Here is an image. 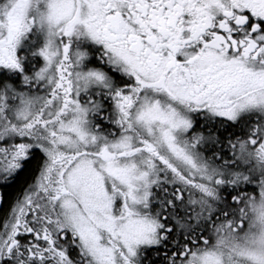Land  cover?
<instances>
[{"label":"snow or ice","instance_id":"1","mask_svg":"<svg viewBox=\"0 0 264 264\" xmlns=\"http://www.w3.org/2000/svg\"><path fill=\"white\" fill-rule=\"evenodd\" d=\"M0 264H264V0H0Z\"/></svg>","mask_w":264,"mask_h":264}]
</instances>
